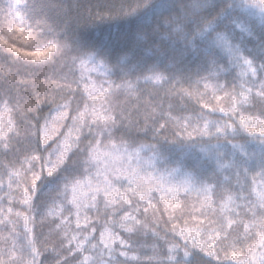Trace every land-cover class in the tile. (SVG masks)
Listing matches in <instances>:
<instances>
[{"label":"trees","instance_id":"16d2710c","mask_svg":"<svg viewBox=\"0 0 264 264\" xmlns=\"http://www.w3.org/2000/svg\"><path fill=\"white\" fill-rule=\"evenodd\" d=\"M0 264H264V0H0Z\"/></svg>","mask_w":264,"mask_h":264},{"label":"rangeland","instance_id":"374dc122","mask_svg":"<svg viewBox=\"0 0 264 264\" xmlns=\"http://www.w3.org/2000/svg\"><path fill=\"white\" fill-rule=\"evenodd\" d=\"M246 61V60H245ZM134 173V172H133ZM166 181H169V179H165ZM108 245V244H107Z\"/></svg>","mask_w":264,"mask_h":264}]
</instances>
